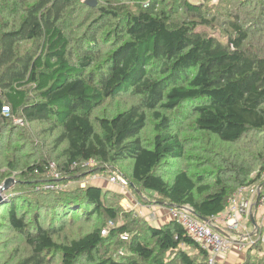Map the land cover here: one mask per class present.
<instances>
[{
	"label": "trees",
	"instance_id": "16d2710c",
	"mask_svg": "<svg viewBox=\"0 0 264 264\" xmlns=\"http://www.w3.org/2000/svg\"><path fill=\"white\" fill-rule=\"evenodd\" d=\"M87 1L94 0H0V150L20 159L16 119L47 124L57 131L55 146L65 145L58 180L42 153L23 165L8 157L0 182L21 168L24 185L0 205V255L16 264H209L171 218L154 226L124 210L123 195L100 181L70 184L127 161L122 175L138 201L207 221L241 186L264 187V150L247 139L264 144V0ZM125 96L137 102L93 117ZM181 129L199 138L196 154ZM216 145L225 154L213 152ZM47 183L58 188L38 189ZM94 217L100 223L77 238L55 240L65 226ZM245 254L242 264H264L262 243Z\"/></svg>",
	"mask_w": 264,
	"mask_h": 264
},
{
	"label": "built area",
	"instance_id": "2783aa9c",
	"mask_svg": "<svg viewBox=\"0 0 264 264\" xmlns=\"http://www.w3.org/2000/svg\"><path fill=\"white\" fill-rule=\"evenodd\" d=\"M207 1L211 4H216L218 2V0ZM2 112L7 116L8 109L2 108ZM14 122L17 124L21 123L16 120H14ZM49 175L55 180L61 179L60 174L54 170L49 173ZM87 177L88 178L80 181V187H86L89 184L94 185L97 182L106 179L108 185L117 187L122 191L124 198H134L131 193L132 189L130 188L129 181L117 172H111L107 168L103 174H93ZM262 177H264V171ZM1 185L2 183L0 182V186ZM57 188L58 187L55 186V184L47 183L38 189L50 191ZM130 205L131 203H129V201H125L121 206L124 210L130 211L132 210ZM255 208H257V210H262L264 217V192L260 193V188L256 184L238 188L229 199L228 206L224 212L211 218L208 223L196 218L187 210L171 208L168 209V212L170 218L177 222L185 230L187 235L196 241L201 249L207 253L209 264H219V257L227 254L231 246L232 248L234 247L238 254H245V252L256 242H260L264 245V233L262 232L264 218L260 216V221L255 223V226H251L249 222L250 215ZM249 225L252 227L253 235L255 236V238L250 241L243 242L242 239L239 242L231 243L219 231L220 229L222 232L232 235H240ZM109 226L114 227L115 225L110 223ZM216 227L219 229H216ZM108 234L109 230L107 228L101 230V236L105 237ZM120 240L128 241L129 234H120Z\"/></svg>",
	"mask_w": 264,
	"mask_h": 264
},
{
	"label": "rangeland",
	"instance_id": "374dc122",
	"mask_svg": "<svg viewBox=\"0 0 264 264\" xmlns=\"http://www.w3.org/2000/svg\"><path fill=\"white\" fill-rule=\"evenodd\" d=\"M219 1V0H218ZM226 1V0H225ZM228 1V0H227ZM94 2L96 4H98V0H94ZM189 2L193 3L192 0H189ZM218 2L216 4H211V6H217ZM209 5V4H208ZM210 6V5H209ZM215 9H212V12H214ZM81 19L77 16L76 20H74V24H78L79 25H73V35L74 38L76 39L77 37H79L81 35V24L80 23ZM74 39V40H75ZM135 102H137V100L134 97L131 96H125V97H119L118 99H114L112 101L106 102L101 109H98L95 113L93 117H100L102 115L104 116H110L112 115L114 112H116L119 109L125 108L126 106H129L131 104H134ZM181 112V111H180ZM178 112V113H180ZM177 114V113H176ZM171 116H174V113L171 114ZM183 114L180 113L178 114V117L176 118L177 122H179L180 119H182ZM175 118V117H174ZM188 120V119H187ZM16 121H20L21 123H15V126H20L18 127L20 129V131H18L17 133H15V136L17 139V142L19 143L18 145V152L16 153V156L18 158H20L19 160L13 159L14 156V152H11L10 149L7 150V148L1 149L0 150V169H2L0 171V173H4L5 174V170L3 169H7L8 165H7V161H8V157H10V160H13L12 162L16 165L17 162L20 163L21 165L25 164V162H30L32 163L34 161V159L38 158L42 155H44V158L46 159V161H49V169H51L50 172H53V170L55 169L57 171V166L55 163H59L62 162L59 154L62 150V148L65 146L64 144L56 147L55 146V138L57 136V131H53L50 130V127L42 122H34V123H23L21 120H17ZM151 125L148 126V128L146 129V133H145V137L146 139L150 140L153 136V130H152V121H150ZM190 126V122L187 123ZM178 126V124H177ZM178 133H181L182 137L183 136H187L188 137V142L186 143V147L188 150H194L193 153L196 154L197 153V145L196 142H198L199 138L196 136V134L192 131H184V130H179ZM187 133V134H185ZM144 137V138H145ZM186 138V137H185ZM249 141L254 140L253 143H251V145L256 144L255 145V152L259 149V150H264L262 149L264 147V144H259L257 145L259 142H257V138L256 137H252L251 135L247 138ZM257 142V143H256ZM44 148V150H43ZM12 149V148H11ZM13 150V149H12ZM43 150V151H41ZM213 152H223L222 151V147L220 145H216L215 149L213 150ZM224 153V152H223ZM49 154L51 156H49ZM225 154V153H224ZM202 156H206L205 153H202ZM192 160V159H191ZM204 158L201 160V162L203 163ZM54 161V162H53ZM177 163V162H176ZM86 166L90 169L89 171H91L92 169H95L94 166L96 165L95 162H89V163H85ZM84 164V165H85ZM52 165V166H51ZM128 168V162L127 161H120L118 162L114 167H111L109 170L111 172H117L119 174H123V172ZM22 169H13L11 170V172L9 173V178L8 179H13L14 184L9 188V190L7 192L4 193V195L6 197L10 196L13 192H17L22 193L23 192V188H21V185H24V182L19 183V181H21L17 175L20 174L22 171ZM54 170V171H55ZM264 171V170H263ZM263 171L261 172V175L263 174ZM12 174V176H11ZM254 175V174H253ZM124 176V175H123ZM88 178V177H86ZM85 178V179H86ZM264 178V177H262ZM82 181L83 178H80ZM104 180V179H103ZM106 181V180H105ZM102 182V181H101ZM73 183V182H71ZM104 183V182H102ZM20 184V185H19ZM80 186V182L76 183V184H70V186ZM90 185V184H89ZM242 187V186H241ZM264 191V187L262 188ZM132 195L134 196L135 199H137L138 197L134 194V191L132 190ZM147 198L151 199L149 196H147ZM122 199H124V196H122ZM138 200V199H137ZM122 201V200H121ZM140 204L146 205V204H151L150 201H144L139 199ZM121 203V202H120ZM122 204V203H121ZM257 214L259 216H262L263 218V211L262 210H258L257 208L253 209L252 214L250 215V219L253 220L254 222V226H255V216H257ZM134 217L139 218L140 216L138 214L134 213ZM250 225H252L251 220L249 221ZM75 223L74 225H67L64 227V229L59 232L57 235L54 236L55 240H57L58 242H66L67 240H70L72 238H77L78 236H80L83 232H85L90 226L92 225H97L98 223H100V220L96 217L94 218H90L88 221H86L83 225L81 224V222H72ZM252 225V226H253ZM89 226V227H88ZM262 232L264 233V227L262 228ZM67 239V240H66ZM2 239H0V251L3 249L1 248V244H2ZM13 246H10V248H12ZM10 251H8L9 253ZM228 254H230L229 252L225 255H222L221 257H219V262L221 264H231V261H228ZM245 255H243L244 259H245ZM1 256L0 255V264H16V259L15 258H11L10 256ZM172 257V255H166L167 260H169ZM52 262H56V260H53L49 263Z\"/></svg>",
	"mask_w": 264,
	"mask_h": 264
},
{
	"label": "crops",
	"instance_id": "0c3cea01",
	"mask_svg": "<svg viewBox=\"0 0 264 264\" xmlns=\"http://www.w3.org/2000/svg\"><path fill=\"white\" fill-rule=\"evenodd\" d=\"M193 3H198L200 0H192ZM104 180H101L102 183V187L106 188V189H112L113 191L122 194V191L117 188V187H112L110 185L107 184V182ZM259 188H263V186L259 187ZM263 191V189H262ZM264 192V191H263ZM129 201V203H131V208L135 214H138L141 218H143L146 222L154 225V226H161L163 224L168 223L169 221H171L170 216H169V212H168V208L164 205L161 204H140V202L137 199L134 198H127L125 197L123 199V201H121V205L124 204L125 201ZM258 211V210H257ZM259 215L257 214V216H255V223H258L260 221L259 219ZM264 218V217H263ZM253 225V224H252ZM251 225V226H252ZM254 226V225H253ZM219 229V228H218ZM223 236L228 239L231 243L234 242H239L243 239V242L245 241H250L251 239H254L255 236L253 235V230L252 227H250V225L246 228V230L240 234V235H232L226 232H222L221 230H219ZM232 245V244H231ZM229 256L228 257V261H231V264H242L243 261L245 260L243 255L244 254H238L236 252V250L234 249V247L229 249Z\"/></svg>",
	"mask_w": 264,
	"mask_h": 264
},
{
	"label": "water",
	"instance_id": "95a60500",
	"mask_svg": "<svg viewBox=\"0 0 264 264\" xmlns=\"http://www.w3.org/2000/svg\"><path fill=\"white\" fill-rule=\"evenodd\" d=\"M87 5L89 6H96V3L94 1H87L86 2ZM14 184L13 179H7L6 181H4L2 183V185L0 186V205L2 203L5 202V200L7 199V197L4 195L5 192H7L9 190V188ZM131 187H133V185H131ZM193 215H195L194 213H192ZM251 220V223L254 224L253 220ZM203 222H209L207 220H202Z\"/></svg>",
	"mask_w": 264,
	"mask_h": 264
},
{
	"label": "clouds",
	"instance_id": "9594fccd",
	"mask_svg": "<svg viewBox=\"0 0 264 264\" xmlns=\"http://www.w3.org/2000/svg\"><path fill=\"white\" fill-rule=\"evenodd\" d=\"M130 188H131V185H130ZM123 200V199H122Z\"/></svg>",
	"mask_w": 264,
	"mask_h": 264
}]
</instances>
